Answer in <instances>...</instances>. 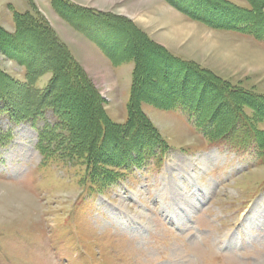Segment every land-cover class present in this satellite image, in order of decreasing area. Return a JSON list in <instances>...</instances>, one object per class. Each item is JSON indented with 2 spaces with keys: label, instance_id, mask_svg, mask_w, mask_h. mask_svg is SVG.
Instances as JSON below:
<instances>
[{
  "label": "rangeland",
  "instance_id": "obj_1",
  "mask_svg": "<svg viewBox=\"0 0 264 264\" xmlns=\"http://www.w3.org/2000/svg\"><path fill=\"white\" fill-rule=\"evenodd\" d=\"M59 1L54 0L56 8ZM165 1L164 5L162 0L98 1L117 12L128 5L127 15L135 23L110 13L104 15L113 20L110 23L104 16L101 20L86 11L75 18L76 28L107 42L110 59L123 54L129 59L126 66L133 68L125 72L128 87L123 85L125 79H119L116 94L110 87H97L100 92L106 90L103 106L113 121L127 119L138 61L147 83L145 93L169 102L181 67L166 57V51L194 60L218 75L255 84L264 92V69H250L253 62L233 54L242 45L264 51V42L207 26ZM231 1L249 6L247 0ZM43 3L0 0L2 26L8 32L16 31L12 7L35 9L48 20L41 10ZM138 26L160 46L149 44L136 30ZM40 36L31 33L13 43L4 40L1 70L12 79L24 80L26 68L13 55L26 56L40 66L54 64L58 49L49 38ZM12 44L17 49L11 50ZM167 61L176 65L169 69L173 76L163 75ZM98 68L111 83L108 69ZM180 83L191 87L196 81L185 77ZM57 84L59 87L63 81L59 79ZM13 93L21 100L19 92ZM151 101L143 108L172 145L163 166L136 169L99 193L89 192L84 160L44 162L37 144L45 123L55 122L52 111L34 122L37 127L32 121L17 123L8 114L0 115V134L11 135L0 145V264H264V165L250 152L211 145L182 111L161 108ZM77 103L69 104L74 108V136L76 141L81 136L87 141L83 129L93 121L94 111L77 116ZM91 124L94 132L97 128ZM26 193L32 199L25 202L21 197Z\"/></svg>",
  "mask_w": 264,
  "mask_h": 264
},
{
  "label": "trees",
  "instance_id": "obj_2",
  "mask_svg": "<svg viewBox=\"0 0 264 264\" xmlns=\"http://www.w3.org/2000/svg\"><path fill=\"white\" fill-rule=\"evenodd\" d=\"M167 1L207 26L264 41V0H247V7L231 0ZM12 11L17 29L13 33L8 32L0 18V47L6 40L13 43L19 36L34 33L41 35L40 38H49L59 55L55 53L54 64L48 67L31 63L32 60L26 56L13 55V59L26 68L24 80H13L0 68V115L8 114L17 123H36L44 119L46 111H52L55 122H46L42 127L37 147L45 163L50 159L67 162L84 160L85 182L89 184L90 193L109 190L123 177L133 175L136 169H158L163 166L172 145L155 128L143 108L151 100L161 108L181 110L211 145L250 152L257 157L259 165H264V128L261 127L264 122V92L258 90L255 84L247 85L242 80L235 81L218 75L199 66L194 60L166 51V57L173 58L179 63L177 67H181L179 78H174L175 87L173 85L169 102L156 100L145 93L143 88L147 83L143 81L145 78L138 61L127 102V119L117 123L105 110V99L100 90L50 22L35 9L19 11L12 7ZM136 30L147 38L149 44L160 46L146 32ZM30 38L28 41L32 40ZM11 47V50L17 49L14 44ZM175 66L173 61H167L163 75H172L169 69ZM50 73L51 76L41 83V79ZM185 77L189 82L194 79L196 83L191 87L189 84L183 85L180 80ZM59 79L63 84L58 87ZM14 90L22 96L21 100L14 97ZM66 98L71 100L68 104L64 102ZM77 101V116L94 111L91 117L93 121L90 122L97 129L92 132L89 126L92 124L87 122L83 129L86 137L83 138L87 141L82 136L76 141L74 136L72 120L75 115L71 114L74 108L69 104H76ZM10 137V133L6 136L1 133L0 145L5 144ZM108 148H111L110 152L105 151Z\"/></svg>",
  "mask_w": 264,
  "mask_h": 264
},
{
  "label": "crops",
  "instance_id": "obj_3",
  "mask_svg": "<svg viewBox=\"0 0 264 264\" xmlns=\"http://www.w3.org/2000/svg\"><path fill=\"white\" fill-rule=\"evenodd\" d=\"M42 1L44 2V8L41 9L43 10L42 12L46 15L51 26L54 28L60 38L67 43L83 68L88 72L89 76L96 84V87H99L100 89H103L106 86L110 87V90L116 94L118 92L117 87L119 85V79H125L123 85L124 87H128L129 82L126 78L127 73L125 72H131V70H133V68L126 66L129 65L128 63H126V60L129 59H126L123 54L121 56H118L117 58H114V60L110 59L108 57L109 46L105 44L107 42H103V40H101L100 38L96 40V38L93 37V34L95 33H85L84 31H80L79 28H76V26L73 25V23H76L75 18L79 16L78 12L84 11H86V13L88 14L94 15V18H100L101 16L110 13L114 14L117 17H120V19L123 17V20L126 19L127 23H135V19L127 15L129 13L127 12L129 10L128 5H125V7L123 8V12H117L113 9L108 8L107 5L99 4V0H97L96 2H93L92 0H60L61 2L59 1V8L57 7L58 9L55 7L54 0ZM164 1L165 0H162V2L160 3L164 5ZM89 10H93L97 14L92 13ZM104 19H106L108 23H110V20L113 22L112 19H107L106 17ZM136 28L139 30L141 28V31L144 30L139 26ZM89 34L92 35V37L89 36ZM98 66L100 68L103 67L108 69V71L111 73V83L110 81H107V77L103 76ZM124 67L127 68L122 70ZM98 70L99 72H97ZM120 70L123 71L122 74L117 73ZM105 92L106 90H101L102 95L105 94Z\"/></svg>",
  "mask_w": 264,
  "mask_h": 264
},
{
  "label": "bare ground",
  "instance_id": "obj_4",
  "mask_svg": "<svg viewBox=\"0 0 264 264\" xmlns=\"http://www.w3.org/2000/svg\"><path fill=\"white\" fill-rule=\"evenodd\" d=\"M233 54L236 58L241 59L242 61L248 60L250 62H253L250 69H257V68L262 69V70L264 69V51L261 49H258V48L249 49V48H246V45H242V46H238V48L235 50V53ZM31 199H32V196H30L29 193L22 194L21 200H24L26 202V201H30Z\"/></svg>",
  "mask_w": 264,
  "mask_h": 264
}]
</instances>
